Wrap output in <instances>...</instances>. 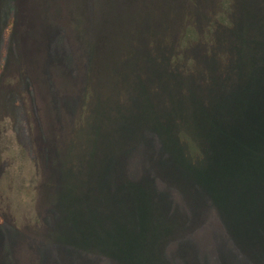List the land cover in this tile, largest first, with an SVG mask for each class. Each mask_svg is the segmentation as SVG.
<instances>
[{
	"label": "rangeland",
	"instance_id": "obj_1",
	"mask_svg": "<svg viewBox=\"0 0 264 264\" xmlns=\"http://www.w3.org/2000/svg\"><path fill=\"white\" fill-rule=\"evenodd\" d=\"M154 1L0 0V264H264V0Z\"/></svg>",
	"mask_w": 264,
	"mask_h": 264
},
{
	"label": "trees",
	"instance_id": "obj_2",
	"mask_svg": "<svg viewBox=\"0 0 264 264\" xmlns=\"http://www.w3.org/2000/svg\"><path fill=\"white\" fill-rule=\"evenodd\" d=\"M154 3L156 7L153 8L158 12L157 18L160 22H169V21H185L188 17L195 13V7L192 2L189 0H155ZM110 16V12H108L107 16ZM115 16L112 14L111 17L106 18V21L103 25V29H101L98 35V49L99 53L102 54L98 56V58H102V56L106 57L111 50V46L118 34L115 31L117 28V23ZM119 19V18H118ZM170 22V23H171ZM14 22L10 20L8 35H11L13 30ZM6 65V57L1 61V70L5 69Z\"/></svg>",
	"mask_w": 264,
	"mask_h": 264
}]
</instances>
